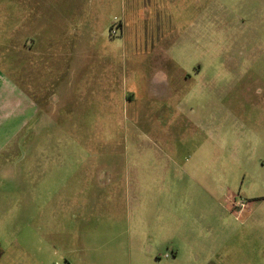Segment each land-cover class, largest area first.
Here are the masks:
<instances>
[{
    "label": "rangeland",
    "instance_id": "374dc122",
    "mask_svg": "<svg viewBox=\"0 0 264 264\" xmlns=\"http://www.w3.org/2000/svg\"><path fill=\"white\" fill-rule=\"evenodd\" d=\"M42 1L0 0V28L17 44L52 34ZM47 1L56 11L61 0ZM78 1L63 50L29 59L44 74L29 83L45 96L40 113L0 129L15 141L0 154V264H116L109 223L112 237L127 226L131 259L138 207L163 202L175 177L209 173L217 189L223 174L244 195L256 189L249 174H264V0ZM17 56L2 69L28 89Z\"/></svg>",
    "mask_w": 264,
    "mask_h": 264
},
{
    "label": "crops",
    "instance_id": "0c3cea01",
    "mask_svg": "<svg viewBox=\"0 0 264 264\" xmlns=\"http://www.w3.org/2000/svg\"><path fill=\"white\" fill-rule=\"evenodd\" d=\"M202 1L137 0V3L145 5L147 2L177 4L202 3ZM42 4L44 6L41 8V19L46 20V23L44 22L46 26L53 22L51 24L55 32L47 36L43 30L41 41L31 31L23 37V44H17L13 30L6 31L0 28V129L2 124L7 122H14L17 119L22 122V116L24 125H29L38 116L40 104L44 102L45 96L38 92L34 95L29 83L44 74L37 69L30 71L29 68H32L33 64H29V59L32 63L34 51L40 57L45 51L51 53L62 51L66 42L59 38L60 27L66 26V20L80 17L77 15L80 12L78 0H61L57 4L56 11H50L49 1L44 0ZM92 18L97 21L99 16L94 14V9L91 8L90 19ZM32 27L33 23H31ZM71 27L72 31H69L68 36L80 35L79 26L71 25ZM110 39L113 41L112 37ZM75 41L69 38L67 43L74 45ZM2 46H6L4 52ZM74 49L73 51H76ZM12 50L16 53L10 52ZM18 51H24L28 89L26 87L22 89L18 82L2 69L14 67L16 61L14 58L18 59ZM68 51H72L71 47ZM41 61L44 62V59ZM47 64L53 65V61L49 59ZM171 79L175 81L177 78L166 75L162 80L171 81ZM41 80L45 81L44 77ZM14 142L13 138H0V154ZM249 175V180L254 179L256 189L248 193L245 191L244 195H241V191L236 193L235 189L229 186V179L223 174L217 175L214 179L220 183L217 189L211 187L212 183L209 186V173L199 177L198 174L188 175V178L175 177V184L164 191L163 202L160 201L151 207H138V222L134 234L139 243L136 245L133 243L138 251L131 254V259L130 256L123 254L124 249L128 252L130 246L127 226L116 229L115 237L110 235L111 223L105 228L104 239L109 235V243L114 238L120 251L116 264H264V174ZM244 182L245 180L242 183ZM58 195L61 196L62 192L59 191ZM242 200H245V206L240 205ZM80 209L84 212L95 210L96 207L84 206ZM133 245L131 243V246ZM17 252L19 255L25 253L33 258L37 254L26 246L21 247ZM168 252L171 253L170 257H166Z\"/></svg>",
    "mask_w": 264,
    "mask_h": 264
},
{
    "label": "built area",
    "instance_id": "2783aa9c",
    "mask_svg": "<svg viewBox=\"0 0 264 264\" xmlns=\"http://www.w3.org/2000/svg\"><path fill=\"white\" fill-rule=\"evenodd\" d=\"M240 205L245 206V200L240 201ZM170 256H171L170 252L166 253V257H170Z\"/></svg>",
    "mask_w": 264,
    "mask_h": 264
},
{
    "label": "trees",
    "instance_id": "16d2710c",
    "mask_svg": "<svg viewBox=\"0 0 264 264\" xmlns=\"http://www.w3.org/2000/svg\"><path fill=\"white\" fill-rule=\"evenodd\" d=\"M2 253H3V250H2V248L0 247V256L2 255Z\"/></svg>",
    "mask_w": 264,
    "mask_h": 264
}]
</instances>
